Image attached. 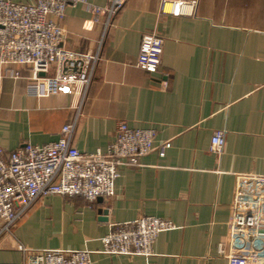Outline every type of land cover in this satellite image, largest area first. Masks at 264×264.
Wrapping results in <instances>:
<instances>
[{
	"label": "crops",
	"instance_id": "obj_1",
	"mask_svg": "<svg viewBox=\"0 0 264 264\" xmlns=\"http://www.w3.org/2000/svg\"><path fill=\"white\" fill-rule=\"evenodd\" d=\"M109 1L87 0L95 8ZM103 20L83 5L55 19L65 50L98 53L82 99L79 85L44 80L33 94L29 68L0 67V148L46 145L76 118L72 145L81 153L105 152L120 122L154 129V149L121 170L108 199L39 200L0 238V263L19 262L22 246L87 249L92 264H264V236H254L264 227V0H125L98 48ZM148 33L163 40L154 74L136 66ZM219 130L216 157L209 145ZM143 216L174 225L149 256L97 252L100 238Z\"/></svg>",
	"mask_w": 264,
	"mask_h": 264
},
{
	"label": "built area",
	"instance_id": "obj_2",
	"mask_svg": "<svg viewBox=\"0 0 264 264\" xmlns=\"http://www.w3.org/2000/svg\"><path fill=\"white\" fill-rule=\"evenodd\" d=\"M124 2L110 0L103 8H95L87 0H32L29 3L0 0V67L5 70L29 68L28 90L33 94L44 80L55 88L75 89L79 85L82 99L93 77L98 53L79 54L65 50L63 32L55 19L67 6L77 5H83L94 17L103 16L100 48L111 19ZM162 49L163 40L159 36L144 34L136 66L149 74L156 73ZM10 74L17 76L16 72ZM75 126L76 118L62 126L55 141L43 146L23 144L8 155L0 148V238L12 235L23 216L47 196H78L89 203L112 197L114 182L121 170L140 166V159L154 149V129H135L120 122L105 152L81 153L72 145ZM167 146L166 142L157 146L159 156H163ZM223 147L224 134L215 131L209 152L220 157ZM258 179L264 184V176ZM173 228L169 220L143 216L100 238L97 252L108 256H149L157 235ZM254 236H264V227L255 230ZM238 238L236 233L231 235L232 241ZM19 250V262L0 264H92V252L87 249L30 250L21 246ZM218 253L223 254L222 245Z\"/></svg>",
	"mask_w": 264,
	"mask_h": 264
},
{
	"label": "water",
	"instance_id": "obj_3",
	"mask_svg": "<svg viewBox=\"0 0 264 264\" xmlns=\"http://www.w3.org/2000/svg\"><path fill=\"white\" fill-rule=\"evenodd\" d=\"M99 201V199H97Z\"/></svg>",
	"mask_w": 264,
	"mask_h": 264
}]
</instances>
